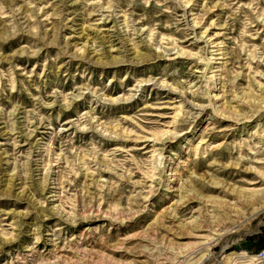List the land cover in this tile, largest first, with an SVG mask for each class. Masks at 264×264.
I'll list each match as a JSON object with an SVG mask.
<instances>
[{"label": "rangeland", "instance_id": "1", "mask_svg": "<svg viewBox=\"0 0 264 264\" xmlns=\"http://www.w3.org/2000/svg\"><path fill=\"white\" fill-rule=\"evenodd\" d=\"M258 86L264 0H0V264H264Z\"/></svg>", "mask_w": 264, "mask_h": 264}, {"label": "bare ground", "instance_id": "2", "mask_svg": "<svg viewBox=\"0 0 264 264\" xmlns=\"http://www.w3.org/2000/svg\"><path fill=\"white\" fill-rule=\"evenodd\" d=\"M189 1V0H188ZM115 33V32H114ZM113 34V33H112ZM112 34H111V36H112ZM122 41L130 48V45H129V41L127 40V39H124V37L122 38ZM107 43V42H106ZM89 49V48H88ZM89 50H87V49H85L84 48V51H83V54L84 53H87ZM127 52H131V49H129V50H126ZM90 52V51H89ZM124 52H125V50H124ZM131 54H133L132 52H131ZM91 55L95 58V57H97L98 55L97 54H95V52L93 53V51L91 52ZM90 55V56H91ZM134 59H138L139 61L140 60H145V56H143L142 54L140 55V54H137V53H134V57H133ZM132 58V59H133ZM99 62V61H98ZM114 62H119V61H117V60H114ZM120 62H122V61H120ZM138 62V61H137ZM123 64V63H122ZM214 77V76H213ZM256 91H257V93L259 94L258 95V97H260V98H262V99H264V88H262V87H256ZM221 97V96H220ZM177 116V115H176ZM166 134H168V132H164L162 135H161V133H160V135L161 136H158V137H155L154 139H156L158 142L161 140L160 138L163 136V135H166ZM156 136V135H155ZM167 136V135H166ZM159 139V140H158ZM161 143V142H160ZM162 144H164L165 145V143H162ZM142 149V148H141ZM140 149V150H141ZM255 158V157H254ZM214 183V182H213ZM212 186H211V189H214V190H219V189H222V187L220 186V185H218V184H211ZM252 186V185H251ZM42 187V186H41ZM226 187V186H225ZM224 189V188H223ZM227 190H229V189H226L224 192L225 193H227V194H229L228 196H232L231 195V193L232 192H227ZM223 192V193H224ZM247 192V191H246ZM244 193L243 194V192H240L239 194H242V195H244V196H246V194H251L250 196H254V197H258L260 200L259 201H263L262 199H263V197H264V189L263 190H261V191H258V192H253V191H250V192H248V193ZM193 196V195H192ZM254 200V199H253ZM207 202V201H206ZM220 203H222V201H219ZM224 202V201H223ZM225 203V202H224ZM230 203V202H229ZM201 204V203H200ZM223 204V203H222ZM203 205V204H202ZM233 205V204H232ZM200 213V212H199ZM200 215V214H199ZM213 217V216H212ZM199 218V217H198ZM197 218V219H198ZM197 219H195V221L197 220ZM197 239L196 240H204V238H202L201 236H199V237H196ZM206 239V238H205ZM208 244V243H207ZM199 245V244H198ZM199 249V248H198ZM208 257V256H207ZM217 255H212V256H210V257H208V258H205V259H202L199 263H195V264H215V262H217ZM263 258H264V252H263Z\"/></svg>", "mask_w": 264, "mask_h": 264}, {"label": "built area", "instance_id": "3", "mask_svg": "<svg viewBox=\"0 0 264 264\" xmlns=\"http://www.w3.org/2000/svg\"><path fill=\"white\" fill-rule=\"evenodd\" d=\"M262 252V253H261ZM261 252H259V253H257V254H254L253 256H252V258L253 259H256L257 261H260V260H263V252L264 251H261ZM30 257V256H29ZM26 263V262H25Z\"/></svg>", "mask_w": 264, "mask_h": 264}]
</instances>
